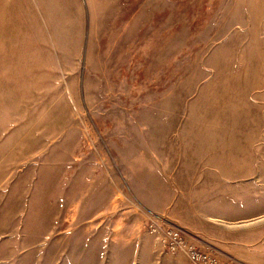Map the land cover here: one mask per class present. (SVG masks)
<instances>
[{
  "label": "rangeland",
  "instance_id": "374dc122",
  "mask_svg": "<svg viewBox=\"0 0 264 264\" xmlns=\"http://www.w3.org/2000/svg\"><path fill=\"white\" fill-rule=\"evenodd\" d=\"M196 194L258 241L173 224ZM151 224L264 264V0H0V264H194Z\"/></svg>",
  "mask_w": 264,
  "mask_h": 264
},
{
  "label": "crops",
  "instance_id": "0c3cea01",
  "mask_svg": "<svg viewBox=\"0 0 264 264\" xmlns=\"http://www.w3.org/2000/svg\"><path fill=\"white\" fill-rule=\"evenodd\" d=\"M124 146L126 147V144H124ZM80 184L76 182L74 183V194L75 197L79 194V198H82ZM62 186L59 189L60 191H58V196L61 199L66 196V190L62 189ZM109 188L110 187L106 188V195L110 192ZM151 191L148 190L149 193ZM170 193V189L164 187L162 189V194L164 196L159 199H150L155 202H149L147 200L149 197L141 195L139 200L145 202V205L155 214L164 213L166 207L171 203L169 198ZM215 196L218 197L214 200L202 198L200 194H196L193 198L190 195L189 198H187L186 195L182 196L173 204L167 216L173 224L180 227L195 240L202 243L207 242L213 248L218 249L223 253H227L228 255L234 254L243 248V245L240 244H243L242 242L244 239L246 246L258 241L257 229H248L244 238L243 231L237 229V226L227 229L226 226L223 225L227 216V211H225L226 208L228 207V210H234L237 208V205L231 202L227 204L226 200L222 199L220 194H216ZM75 197L72 196L68 200H72V198L75 199ZM253 232L255 234L254 238L252 236Z\"/></svg>",
  "mask_w": 264,
  "mask_h": 264
},
{
  "label": "built area",
  "instance_id": "2783aa9c",
  "mask_svg": "<svg viewBox=\"0 0 264 264\" xmlns=\"http://www.w3.org/2000/svg\"><path fill=\"white\" fill-rule=\"evenodd\" d=\"M149 230L157 234L160 242L170 252H180L186 256L194 264H230L225 260H221L211 251H201L194 246L187 238L182 235L179 229L175 228H162L158 225H150Z\"/></svg>",
  "mask_w": 264,
  "mask_h": 264
}]
</instances>
